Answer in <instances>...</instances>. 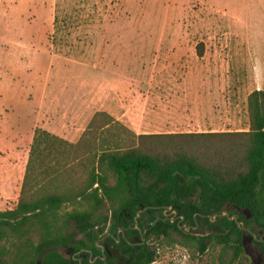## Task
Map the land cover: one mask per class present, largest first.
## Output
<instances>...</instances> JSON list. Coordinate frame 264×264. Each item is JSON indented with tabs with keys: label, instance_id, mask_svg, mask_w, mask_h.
Returning <instances> with one entry per match:
<instances>
[{
	"label": "rangeland",
	"instance_id": "obj_1",
	"mask_svg": "<svg viewBox=\"0 0 264 264\" xmlns=\"http://www.w3.org/2000/svg\"><path fill=\"white\" fill-rule=\"evenodd\" d=\"M29 1L39 5L33 13L44 16L49 25L50 68L47 76L33 75L29 79L33 85L21 88L23 93H13L23 100L32 99V103H0L1 130L7 123L14 128L11 112L26 106L38 111L32 114L31 125L25 127L27 133L32 130V140L35 128L42 127L76 142L97 111L112 115L104 108L106 96L118 99L127 89L141 98L152 90L175 89L188 92V96L193 93L192 97L180 98L187 103L173 104L176 111L170 117L176 123L185 120L184 125L168 128L173 131L137 133L139 126L112 115L136 134L250 130L248 96L255 89H264V0H43L44 6L39 4L41 0ZM24 9V5L14 8L18 26ZM4 15L0 6V17ZM0 30H7L2 20ZM44 61L34 56L32 63L44 65ZM46 78L47 84L42 85ZM204 81L211 82V86L204 87ZM204 89L219 91L210 97L213 108L208 112L212 113L206 114L212 116L205 127ZM161 107L165 108L161 116L169 117L167 106ZM136 111L140 114L138 107ZM70 131L75 132V138L68 135ZM27 135L22 133L18 150L7 142L0 145V161L19 162L18 172L32 143ZM219 139L213 143L220 148L241 142V136ZM76 168L75 177L83 179L84 167ZM19 195L4 198L0 209L15 208ZM72 207L67 204L63 210ZM227 211L231 216L244 214L234 207ZM162 212L174 219L170 209L155 211L154 217L161 218ZM143 220L147 224L150 215ZM241 224L246 227L243 252L234 261L233 242L213 243L199 253L191 244L160 240L155 242L156 256L150 264H264V247L253 239L255 236L264 242L262 228L252 215ZM184 230L201 236L226 232L228 228L213 216L211 223L204 221L202 228L187 226Z\"/></svg>",
	"mask_w": 264,
	"mask_h": 264
},
{
	"label": "trees",
	"instance_id": "obj_2",
	"mask_svg": "<svg viewBox=\"0 0 264 264\" xmlns=\"http://www.w3.org/2000/svg\"><path fill=\"white\" fill-rule=\"evenodd\" d=\"M248 103L247 132L136 134L106 111L94 114L76 142L36 127L17 206L0 209V264H99L91 261L101 253L97 240L120 228L136 234V220L147 227L146 241L128 245L121 237L124 264H150L160 240L199 253L233 242L234 261L243 252L242 229L231 214L219 215L224 203L244 211L237 215L244 224L252 215L264 232V89L250 92ZM233 136L241 142L213 143ZM81 166L83 179L74 175ZM67 204L73 207L63 210ZM168 206L184 222L203 214L211 223L217 214L228 231L196 236L163 214L154 217Z\"/></svg>",
	"mask_w": 264,
	"mask_h": 264
},
{
	"label": "crops",
	"instance_id": "obj_3",
	"mask_svg": "<svg viewBox=\"0 0 264 264\" xmlns=\"http://www.w3.org/2000/svg\"><path fill=\"white\" fill-rule=\"evenodd\" d=\"M21 4L25 6V9L19 17L20 25L18 26L14 8L18 5L22 6ZM39 4L44 6L43 0ZM18 5L12 0H0V6H2L5 13L4 17H0V20H2V24L7 26L6 31L0 30V103L7 101L13 103H20L22 101L32 103V99L23 100L20 95L14 96L13 93H23L21 88H30L33 85V83H29L31 81L29 79L33 75L41 76L44 73L47 76L50 68L48 61L50 50L47 46L49 44V25L45 22L44 16H38L33 13L39 5L29 0H19ZM34 56L46 60L44 61V65L36 66V64H33ZM46 81H48V78H46ZM45 82L42 85L47 84ZM172 83L175 86L174 82ZM210 83L204 81V87L211 86ZM215 93L214 91L204 89V127L208 126V119L212 116V114L206 113H212L208 112L211 111L210 108H213L210 104V97L213 98ZM184 96L192 97L193 93L188 96V92H178L175 89L164 91L152 90L141 98L140 95L133 94L127 89L122 90L121 96L119 95L118 99L107 95L104 108L117 119L129 120L134 125L139 126L140 130L137 133L168 132L173 131L168 129L169 127H176L179 124L184 125L185 123V120L184 122L176 123V120L170 117L173 111H176L173 104L187 103L180 99ZM162 104L167 106L169 117H166L164 114L161 116L162 109H165L161 107ZM24 107L18 110L15 108L11 112L15 117V122H13L14 128H12V125L10 126V123H7L5 124V130L0 129V145L1 142H7L14 150H18L22 133L24 135L28 134L27 136L32 141V130L30 129L27 133L25 132V127L31 125L32 114L37 115L38 111L35 112L33 108ZM137 107L140 110V114L136 111ZM112 109L115 110V113L111 111ZM131 118L133 119L131 120ZM149 127L165 128L166 130L144 129ZM68 135L75 138V132L70 131ZM30 146L29 144V148ZM26 163L27 160L22 162V170L18 172L16 167H18L19 162L0 161V201L7 197L15 198L19 194Z\"/></svg>",
	"mask_w": 264,
	"mask_h": 264
},
{
	"label": "flooded vegetation",
	"instance_id": "obj_4",
	"mask_svg": "<svg viewBox=\"0 0 264 264\" xmlns=\"http://www.w3.org/2000/svg\"><path fill=\"white\" fill-rule=\"evenodd\" d=\"M170 209L171 211H174L172 217L174 219L171 221H177V223L182 225L184 229L188 226L189 228H202L204 223V215H195L194 222H184V216L177 213L176 210H174L171 206H168L164 208L163 210ZM162 210V211H163ZM138 215L140 212L137 213ZM164 215L166 217V213L162 212L161 215ZM137 216V215H136ZM217 217V214H216ZM137 218V217H136ZM151 221L147 222V224H150ZM135 226L137 228V233H133L131 235H128L124 229L120 228L117 232V234L114 236L112 233H106L105 235L101 236L97 240L98 246L101 248V253L93 256L91 261L93 263L98 262V259L101 258L102 261L99 262V264H124L128 261L125 253V245L122 242L121 237L126 238L128 245H135L139 244L141 242H145L144 234L147 230L146 226H139V222L136 220ZM250 231V230H248ZM111 237H116L115 241L110 240ZM255 238V236H253ZM83 257H86V254H80L79 259H83Z\"/></svg>",
	"mask_w": 264,
	"mask_h": 264
},
{
	"label": "water",
	"instance_id": "obj_5",
	"mask_svg": "<svg viewBox=\"0 0 264 264\" xmlns=\"http://www.w3.org/2000/svg\"><path fill=\"white\" fill-rule=\"evenodd\" d=\"M228 203H229V201L226 202V203H224V205L222 206L223 211L219 215H225V214L228 215V211H227V205H228ZM246 211H248V210L246 209ZM137 216H138V214H137ZM213 216L215 217L216 214H214ZM230 218H234L236 220L237 224L239 225V227L242 229V235H243L242 241L244 243V239H245V229H246V227L241 224V221H239L237 219V216L232 215V216H230Z\"/></svg>",
	"mask_w": 264,
	"mask_h": 264
}]
</instances>
